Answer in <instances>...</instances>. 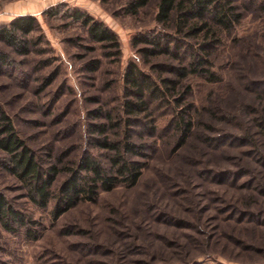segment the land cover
<instances>
[{
    "label": "rangeland",
    "instance_id": "obj_1",
    "mask_svg": "<svg viewBox=\"0 0 264 264\" xmlns=\"http://www.w3.org/2000/svg\"><path fill=\"white\" fill-rule=\"evenodd\" d=\"M127 2L0 0V24L21 14L38 21L25 53L0 40L10 62L0 64V105L44 168L73 166L87 153L108 165L91 123L110 114L121 122L111 137L122 136V73L129 61L158 81L171 75L145 63L132 45L136 33L162 28L157 0L136 15ZM235 2L240 20L208 58L214 79L191 73L182 106L168 95L170 103L154 107L157 130L133 134L147 144L132 155L145 163L136 185L101 191L96 201H80L55 218V200L46 207L34 202L25 181L2 164L0 148V192L29 218L14 230L0 222V264H264V0ZM68 7L116 32L120 56L108 55L114 49L66 16ZM92 59L100 60L96 71L87 66ZM186 104L195 127L179 143L171 119ZM97 108L102 117L90 112ZM66 176H58L55 190Z\"/></svg>",
    "mask_w": 264,
    "mask_h": 264
},
{
    "label": "trees",
    "instance_id": "obj_2",
    "mask_svg": "<svg viewBox=\"0 0 264 264\" xmlns=\"http://www.w3.org/2000/svg\"><path fill=\"white\" fill-rule=\"evenodd\" d=\"M235 1L157 0L155 21L162 28L136 33L132 38V45L141 53L145 63H150L153 69H169L172 76L160 75L158 81L136 61L128 62L122 73V106L126 114L122 136L111 137L110 130L116 128V125L120 126L121 122L114 120L110 114H106L107 121L91 123V130L96 134V145L106 149L109 154L108 165L87 153L73 166L52 163L44 168L19 135L11 116L0 105V148L6 153L2 164L25 181L34 202L46 207L55 200L52 210L55 218L80 201H96L101 191L112 190L119 184L136 185L143 175L145 163L132 158V155L142 153L147 144L133 139V134L140 137L146 132L153 134L157 130L154 107L155 104L161 107L170 103L168 95L175 100L177 106H182V100L191 90L189 83L182 89L183 82L191 73H200L214 79V72L208 67V58H211L214 49L222 42L223 33L231 30L240 20V7ZM150 2L151 0H128L126 9L136 15ZM55 11L51 9L49 13L56 14ZM66 14L73 22L84 26L93 41L104 48L114 49L108 55L120 56L118 35L107 24L79 8L68 7ZM37 26L38 21L34 15H18L0 24V40L25 53L30 41L27 37ZM187 56L191 58L188 61L185 59ZM175 58L179 61L178 64L167 62ZM7 63H10L8 56L0 50V64ZM87 66L96 71L99 69L100 60L92 59ZM51 79L47 77L46 83ZM191 108V104H186L178 110L173 109L171 123L179 134V143H183L195 127ZM90 112L94 117L103 115L101 108ZM260 123L264 126V118L260 119ZM133 125H140L141 130H133ZM62 172H67V176L55 190L54 185ZM28 221L29 218L0 192L2 225L8 230H14L27 227ZM28 235L31 232L28 231Z\"/></svg>",
    "mask_w": 264,
    "mask_h": 264
},
{
    "label": "built area",
    "instance_id": "obj_3",
    "mask_svg": "<svg viewBox=\"0 0 264 264\" xmlns=\"http://www.w3.org/2000/svg\"><path fill=\"white\" fill-rule=\"evenodd\" d=\"M57 1H59V2H64V1H67V0H57Z\"/></svg>",
    "mask_w": 264,
    "mask_h": 264
}]
</instances>
